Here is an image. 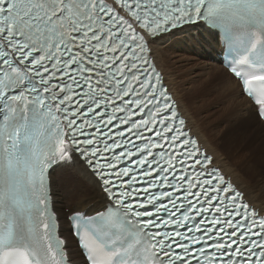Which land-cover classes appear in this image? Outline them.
<instances>
[{"label": "snow or ice", "instance_id": "6c2138e0", "mask_svg": "<svg viewBox=\"0 0 264 264\" xmlns=\"http://www.w3.org/2000/svg\"><path fill=\"white\" fill-rule=\"evenodd\" d=\"M193 28L236 51L264 118V0H0V264H264V210L188 135L150 59ZM68 161L104 211L60 214L50 177Z\"/></svg>", "mask_w": 264, "mask_h": 264}, {"label": "bare ground", "instance_id": "6f19581e", "mask_svg": "<svg viewBox=\"0 0 264 264\" xmlns=\"http://www.w3.org/2000/svg\"><path fill=\"white\" fill-rule=\"evenodd\" d=\"M200 31L193 28L186 29L189 35L158 36L150 45L151 55L188 126L206 151L213 154V164L231 177L257 209L264 210V170L259 167L264 164V122L254 118L255 107L242 93L239 81L221 62L213 60L222 50L219 44L192 42L190 36H198ZM73 163L68 161L67 166L56 167L51 174L55 206L62 188L67 202L78 200L83 210L102 211L103 191L79 164L71 166Z\"/></svg>", "mask_w": 264, "mask_h": 264}, {"label": "rangeland", "instance_id": "374dc122", "mask_svg": "<svg viewBox=\"0 0 264 264\" xmlns=\"http://www.w3.org/2000/svg\"><path fill=\"white\" fill-rule=\"evenodd\" d=\"M207 58H209L210 59V61L212 60V58H210V56H208ZM254 112H255V110H253V114H254ZM254 118H257V116L254 114ZM255 121V120H254ZM213 142H214V140H213ZM259 167H260V169L261 170H264V164L263 165H259ZM57 176H58V174H57ZM60 181L57 179V183H59ZM60 184V183H59ZM261 185H264V183L262 184L261 183ZM76 186H79L80 187V185H79V182L77 181L76 182ZM62 194V188L60 189V196H61V198H60V200L59 201H57V208L58 209H60V207H59V203L61 202V207H62V209H63V212L61 211V209H60V214L62 215V216H64V217H66L67 218V210H70V211H73L75 208H80V207H82V204H81V202H79L78 200H75V201H68L67 202V196H65V195H61ZM77 201V202H76ZM79 202V203H78ZM68 204V205H67ZM79 205V206H78ZM81 209V208H80Z\"/></svg>", "mask_w": 264, "mask_h": 264}]
</instances>
